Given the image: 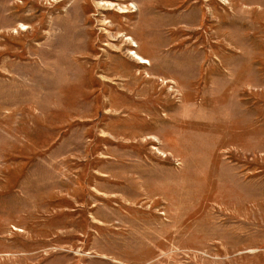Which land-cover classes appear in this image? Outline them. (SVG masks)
I'll return each mask as SVG.
<instances>
[{
	"label": "rangeland",
	"instance_id": "374dc122",
	"mask_svg": "<svg viewBox=\"0 0 264 264\" xmlns=\"http://www.w3.org/2000/svg\"><path fill=\"white\" fill-rule=\"evenodd\" d=\"M0 264H264V0H0Z\"/></svg>",
	"mask_w": 264,
	"mask_h": 264
},
{
	"label": "bare ground",
	"instance_id": "6f19581e",
	"mask_svg": "<svg viewBox=\"0 0 264 264\" xmlns=\"http://www.w3.org/2000/svg\"><path fill=\"white\" fill-rule=\"evenodd\" d=\"M132 45H136L134 42H132ZM137 46V45H136ZM130 54H133L137 59H139V61H140V63H144V64H147V63H149L148 62V60H146V59H144V58H142V57H139L137 54H136V52L134 51H131L130 52ZM133 56V57H134Z\"/></svg>",
	"mask_w": 264,
	"mask_h": 264
}]
</instances>
